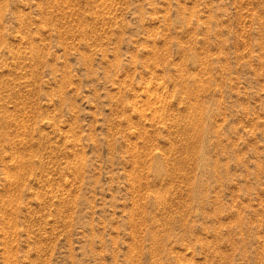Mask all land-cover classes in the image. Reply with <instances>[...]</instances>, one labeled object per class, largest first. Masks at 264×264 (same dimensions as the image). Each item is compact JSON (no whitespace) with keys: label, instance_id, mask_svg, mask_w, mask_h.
<instances>
[{"label":"rangeland","instance_id":"374dc122","mask_svg":"<svg viewBox=\"0 0 264 264\" xmlns=\"http://www.w3.org/2000/svg\"><path fill=\"white\" fill-rule=\"evenodd\" d=\"M0 264H264V0H0Z\"/></svg>","mask_w":264,"mask_h":264},{"label":"bare ground","instance_id":"6f19581e","mask_svg":"<svg viewBox=\"0 0 264 264\" xmlns=\"http://www.w3.org/2000/svg\"><path fill=\"white\" fill-rule=\"evenodd\" d=\"M153 185V184H152ZM157 193V192H156Z\"/></svg>","mask_w":264,"mask_h":264}]
</instances>
